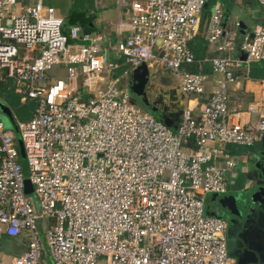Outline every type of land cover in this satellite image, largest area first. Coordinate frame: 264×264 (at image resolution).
I'll list each match as a JSON object with an SVG mask.
<instances>
[{
    "label": "built area",
    "instance_id": "1",
    "mask_svg": "<svg viewBox=\"0 0 264 264\" xmlns=\"http://www.w3.org/2000/svg\"><path fill=\"white\" fill-rule=\"evenodd\" d=\"M45 1L0 0V82L35 104L29 120L12 113L11 129L0 112V229L27 237L9 264H47L45 251L50 264H230L227 220L207 215V200L237 180L224 147L264 137L263 103L232 110L228 88L264 62V0L250 32L220 3L206 13L207 0L133 2L126 35L108 47L76 25L65 32ZM142 64L177 81L186 106L175 129L118 86L121 66Z\"/></svg>",
    "mask_w": 264,
    "mask_h": 264
},
{
    "label": "crops",
    "instance_id": "2",
    "mask_svg": "<svg viewBox=\"0 0 264 264\" xmlns=\"http://www.w3.org/2000/svg\"><path fill=\"white\" fill-rule=\"evenodd\" d=\"M142 1L144 0H47L45 4L53 7L56 15L65 21V32L73 25H76L82 32L89 34L92 39L99 40L103 46L108 47L114 45L123 35H126L127 24L131 13V4ZM231 1L230 8L223 2H216L224 6L228 16H231L236 9H239L237 4L244 2V0ZM259 21L260 19L256 23ZM242 23L246 27L244 31L247 32H250L255 24L249 25L244 22ZM198 40L199 43L204 42L202 39ZM202 44L205 48V42ZM109 58L113 59L114 57L111 54ZM128 69L130 67L127 65L121 66L117 70L116 76L121 77L123 72ZM192 69H210V67L204 65L203 67H193ZM53 73L62 76L64 75V70L63 68H55ZM216 78L219 79V77L214 76V79ZM259 80L261 79H254L248 82L240 81L236 85H232L230 90V109L244 111L249 104L254 102L263 103L262 105L264 106V83H261ZM178 90L170 91V95L173 100L179 101V104L156 103V113L159 115L161 113L164 114V112L172 113L177 107L183 109L186 106L185 99H182V94ZM207 90H210L209 86H207ZM148 100L151 102L158 99L156 97H149ZM148 112L152 115L155 114V112L152 110L149 111V109ZM243 118L245 121L247 119L250 121L257 119L255 115L250 117L243 116ZM227 152L237 161L239 173L235 185L226 196L237 195L243 190L257 186L260 179H258L255 170L257 160L264 157V137L257 141L251 148L230 146ZM26 249L27 237L25 234L9 237L0 229V264H9L12 258L23 254ZM43 256L47 260V264H50V259L46 251Z\"/></svg>",
    "mask_w": 264,
    "mask_h": 264
},
{
    "label": "water",
    "instance_id": "3",
    "mask_svg": "<svg viewBox=\"0 0 264 264\" xmlns=\"http://www.w3.org/2000/svg\"><path fill=\"white\" fill-rule=\"evenodd\" d=\"M206 7L207 4L205 5V8ZM128 76V91L130 95L135 93L137 96L140 94L145 95L143 91L145 90L149 78V71L146 65L142 64L137 69L131 71ZM136 89H141V92L137 93ZM181 97L182 99H184L183 95H181ZM145 99L146 100H144L142 104H144V106L149 109L150 107L147 98ZM182 110L183 109L181 107H178L175 111H172V113H161L158 117V120L165 124L167 127L175 129L180 121ZM0 112L2 113V119L5 127L11 129L13 127L12 111L6 105H3V108L0 109ZM5 119L9 121L10 125H7ZM17 141L20 156L21 158L25 157L20 139H18ZM255 172L258 176V179H260L257 186H254L251 189L243 190L237 195H212L209 201V205L206 208V214L214 217L225 218L228 214L238 215L239 213H242L243 215L244 213H246L247 216L250 217L251 211H255L256 208H259V205L261 206V204L264 203V157L262 159H259L258 163L256 164ZM32 191V186L29 180L26 178L24 180V192L27 195H31ZM251 208L253 209L251 210ZM248 241H251L249 245H245V247L240 248V251H238L235 255H231V257L235 259V263L264 264V239H261V234L259 233L256 238L248 236L246 242Z\"/></svg>",
    "mask_w": 264,
    "mask_h": 264
},
{
    "label": "rangeland",
    "instance_id": "4",
    "mask_svg": "<svg viewBox=\"0 0 264 264\" xmlns=\"http://www.w3.org/2000/svg\"><path fill=\"white\" fill-rule=\"evenodd\" d=\"M18 1H22V0H18ZM34 1L35 0H29V3H34ZM237 5H238L239 9H236L235 15L236 16L239 15L240 20L242 22H244L245 24L250 25V24L256 23L260 19L262 9H261V7H259L257 5L255 0H244L243 3L237 4ZM47 6H49V5H47ZM17 48L20 50V52L24 51L23 46L20 44L17 45ZM128 70H130V69H128ZM148 71H149V78H148V83L145 87V92L148 94V96L154 97V98L156 97L160 102H162L164 104L165 103L166 104H179V101H177L175 99L173 100L171 98V95H170V91H177L178 90L177 81L174 79L172 74L170 72H167L166 70H162V69H158V70L148 69ZM128 75H122V76L120 75L121 77H120V81H119L118 86H120L122 89H128V87H129V76ZM7 80L8 79L6 78V81ZM232 85H234V84H232ZM232 85L228 86L229 91L231 90ZM4 88H5V86L0 84V91L3 90ZM132 102L134 103L135 106H138L141 109L148 111L147 107H145L144 104H141L139 102H135L134 100H132ZM3 105H5V103L0 99V109L3 108ZM5 122L7 123V125H10V123L7 119H5ZM9 128H10V126H9ZM15 132H17V131H15ZM229 147L230 146H225L224 149L227 151L229 149ZM232 147H235V146H232ZM20 161H21L22 166H23L24 175H25V177H27L28 176V168H27L25 157L21 158V156H20ZM212 164H214L215 166H218V167L222 166V162H215L214 161V162H212ZM210 199H211V196L208 198V201H207L208 205H209ZM229 248H230V245L228 243V249ZM230 258L232 259L231 260L232 262H230V264H236L235 259L232 257H230Z\"/></svg>",
    "mask_w": 264,
    "mask_h": 264
},
{
    "label": "flooded vegetation",
    "instance_id": "5",
    "mask_svg": "<svg viewBox=\"0 0 264 264\" xmlns=\"http://www.w3.org/2000/svg\"><path fill=\"white\" fill-rule=\"evenodd\" d=\"M137 93L141 92V89H136ZM145 95H130L131 100L139 102L142 104L145 98H147L150 109L153 112H157L156 103H160L159 100L149 101V97L145 90L143 91ZM146 96V97H145ZM155 103V104H154ZM262 159V158H261ZM259 160V159H258ZM257 160V163H258ZM264 203L259 205V208H256L255 211H251L250 217L246 213L242 215L228 214L225 218L227 220L228 229H227V242L230 245L229 255H235L240 248H244L245 245H249L251 241L246 242L248 236L256 238L259 233L261 234V239H264ZM253 208H251L252 210ZM248 213V212H247ZM258 230V231H257ZM260 231V232H259ZM248 235V236H246ZM233 258V257H232Z\"/></svg>",
    "mask_w": 264,
    "mask_h": 264
},
{
    "label": "trees",
    "instance_id": "6",
    "mask_svg": "<svg viewBox=\"0 0 264 264\" xmlns=\"http://www.w3.org/2000/svg\"><path fill=\"white\" fill-rule=\"evenodd\" d=\"M207 1H208V5H207V10L205 11L206 13H208V10L218 1L226 4L228 8H230L232 4L231 0H207ZM238 39H239V35H238ZM202 43L204 42L199 43V40L197 39L196 42H194L191 45V49L194 52L197 59H202L204 56L205 48ZM194 70L198 71L197 69H193V71ZM208 71L209 69L203 70V72H208ZM250 76L253 79H264V62L252 63L250 66ZM0 84L5 86V88L0 91V99L12 111V113H14V115L17 118L23 121L29 120L33 114V110L35 107L33 101L32 100L22 101V97L18 93V89H17L18 87L15 84L14 80L8 79L6 81V79H4L2 82H0ZM154 115L155 118L158 120L159 114L155 113Z\"/></svg>",
    "mask_w": 264,
    "mask_h": 264
}]
</instances>
